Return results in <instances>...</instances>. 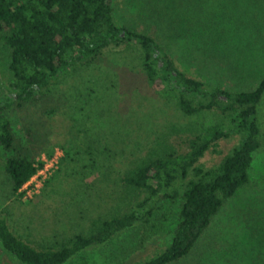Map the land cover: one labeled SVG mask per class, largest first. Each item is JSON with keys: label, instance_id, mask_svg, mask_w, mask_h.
<instances>
[{"label": "rangeland", "instance_id": "374dc122", "mask_svg": "<svg viewBox=\"0 0 264 264\" xmlns=\"http://www.w3.org/2000/svg\"><path fill=\"white\" fill-rule=\"evenodd\" d=\"M112 6L117 25L154 37L187 76L238 91L255 87L264 75V0H112ZM132 46L105 48L52 81L39 101L6 110L16 148L24 147L32 135L40 148L47 147L43 142L54 144L51 155L61 151L47 179L60 170L24 201L13 193L4 170L6 158L15 151L0 147V216L24 239L60 240V234L87 229L95 216L127 212L138 200L132 196L129 204L115 201L111 191L123 184L113 180L112 170L110 179L108 173L106 179L97 173L75 175L89 158L82 151L70 150L60 164L65 155L59 144L68 147V138L79 128L89 126L93 135L103 136L101 144L112 155L103 163L119 170L153 149L187 151L191 126L217 119V110L186 116L168 103L146 82ZM8 63V49L0 42V101L13 94ZM257 117L260 146L252 155L248 185L224 201L190 252L169 264H264V95ZM237 142L236 133L218 139L197 164L217 165ZM51 155L41 151L35 162ZM179 204V199L158 202L151 214L63 264H142L170 242ZM0 264L21 263L0 244Z\"/></svg>", "mask_w": 264, "mask_h": 264}, {"label": "trees", "instance_id": "16d2710c", "mask_svg": "<svg viewBox=\"0 0 264 264\" xmlns=\"http://www.w3.org/2000/svg\"><path fill=\"white\" fill-rule=\"evenodd\" d=\"M0 42L8 49L13 76V94L0 101V147L15 151L6 158L4 170L18 199V189L38 169L36 154L45 151L51 155L54 144L43 142L47 147L40 148L28 135V143L16 148L6 110L39 101L52 81L75 66H84L107 47L132 44L148 85L182 115L219 113L214 123L191 126L187 151L176 152L167 146L153 149L145 157L125 162L119 170L103 163L112 155L101 144L103 136L93 135L89 126L68 138V147L58 143L65 155L60 164L70 150L89 156L85 165L74 171L79 178L97 173L106 179L108 173L110 179L114 172L113 180L123 184L120 190L111 191L115 201L129 204L132 196L138 200L127 212L95 216L87 229L60 234V240L53 241L24 239L0 216V244L21 264H63L77 252L107 241L151 214L158 202L179 199L170 242L142 263L169 264L187 255L224 201L248 185L252 155L260 146L257 107L264 95V75L255 87L238 91L187 76L154 37L116 24L112 0H0ZM232 133L238 135V142L217 165L205 168L197 164L210 146ZM95 155L100 160L95 161ZM141 193L144 196L140 198Z\"/></svg>", "mask_w": 264, "mask_h": 264}, {"label": "built area", "instance_id": "2783aa9c", "mask_svg": "<svg viewBox=\"0 0 264 264\" xmlns=\"http://www.w3.org/2000/svg\"><path fill=\"white\" fill-rule=\"evenodd\" d=\"M60 156L61 151L56 150L50 157H41L42 164L36 163L38 166L36 172L18 189L22 200L27 201L40 191L44 181L57 168Z\"/></svg>", "mask_w": 264, "mask_h": 264}]
</instances>
